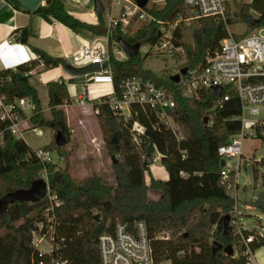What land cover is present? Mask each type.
Masks as SVG:
<instances>
[{
  "label": "trees",
  "instance_id": "1",
  "mask_svg": "<svg viewBox=\"0 0 264 264\" xmlns=\"http://www.w3.org/2000/svg\"><path fill=\"white\" fill-rule=\"evenodd\" d=\"M162 2V7L153 5L149 9L158 19L174 21L178 16L191 17L185 0ZM35 12L52 16L76 33L86 31L93 36H102L107 32L104 12L97 14V24H91L71 14L64 0H46V4L39 6ZM238 23L247 26L245 33L264 27V0H252L250 3L235 1L234 11L229 4L226 21L207 17L193 19L188 25L182 24L176 32L175 42L184 49L183 66L201 69L207 56L219 49L220 42L228 36V27ZM12 36L17 42L28 43L27 28L16 30ZM119 38L130 43L153 44L159 39L155 23H148L132 35L120 26L113 29L108 45L114 92L120 94L122 81L132 76L152 80L164 87L175 100L177 112L170 110V113L184 138L178 140L161 122L155 109L135 105L132 107L133 117L125 120L112 110L108 95L94 99L92 102L98 109L97 119L108 151L112 155H121V160L114 164L118 185L107 184L97 174L77 182L72 179L68 167L55 172L52 163L47 164L51 191L64 201L55 208V247L52 253L40 255L32 243L30 225L46 221L43 208L46 198L37 202L16 201L0 212V264H56L55 260L66 261V264H98L100 234L113 232L117 223L132 225L138 220H144L148 225L156 264H243L242 257L227 255L223 249L212 250L214 241L224 246H233L236 242L231 227L227 234L224 233V217L230 214L234 200L227 189L228 181L221 175L218 154V148L237 134L241 127L237 119L240 103L236 90L226 87L221 98L209 90H201L195 97H186L181 84L171 80L172 74L165 71L156 74L145 67L148 52L118 59L113 49L120 48ZM38 52L36 59L15 69L0 71V97L5 105L19 98H29L33 104L30 113L33 128L51 126L56 132L61 130L69 141L71 130L66 113L60 108L72 101L65 80L47 83L53 116L52 120H47L29 73L40 64L50 69L65 66L68 62ZM171 56L178 59L180 55ZM18 74H21L20 78ZM21 116L26 117L24 113ZM134 120L146 128L140 135L139 143L134 141L131 132ZM9 125V121H0L3 140L0 144V198L18 188H28L42 177L45 168L36 158L34 149L23 138L12 134ZM115 135L118 145L112 146ZM43 148L56 150L63 160H68L66 146L57 147L55 140ZM157 151L162 154L161 164L169 178L162 180L152 176L148 185L145 177L150 167L144 165L143 157L148 153L154 156ZM260 163L264 164V159ZM149 189L160 191V199H150L147 194ZM250 203L264 210L263 198ZM97 213L102 215L101 222L95 219ZM161 233L171 235L162 239L158 237ZM263 245L264 238L254 243L255 248Z\"/></svg>",
  "mask_w": 264,
  "mask_h": 264
},
{
  "label": "built area",
  "instance_id": "2",
  "mask_svg": "<svg viewBox=\"0 0 264 264\" xmlns=\"http://www.w3.org/2000/svg\"><path fill=\"white\" fill-rule=\"evenodd\" d=\"M102 1V0H101ZM162 1V0H161ZM234 0H185V5L191 11V17L178 16L174 21H163L155 17L149 9L156 0H149L146 7L141 8L138 0H105L104 12L111 8L113 14L108 22L109 32L113 28L120 26L124 32L134 21L155 23L159 34V39L150 45V50L157 55L179 54L184 57L185 52L181 46L176 45V32L182 28V24H189L191 20L198 18H215L226 21L229 12V4ZM246 3L252 0H238ZM153 2V3H152ZM115 7H118L117 16L114 14ZM228 36L220 42V47L213 54H209L206 63L201 69H189L185 74L181 73L180 82L183 94L186 97H195L201 90H209L212 87H232L236 90L240 113L237 119L241 127L237 134L230 137L226 144L218 148V154L224 159L225 165L222 167L221 175L228 181V191H233L237 186L230 181L232 170L239 171L244 156L242 152L243 141L247 138L264 140V27H256L248 33L238 37L228 28ZM109 36L95 37L84 44V47L73 54L70 63L77 67H82L91 63L108 62L110 59ZM149 50V51H150ZM114 55L121 60L127 58L128 54L120 47L113 49ZM185 67L183 63L175 68L172 75L180 73ZM31 73V72H29ZM110 77L112 83L111 69L109 65L103 67L102 72ZM28 74V73H27ZM26 74V75H27ZM81 99L86 98L85 85H81ZM109 96V103L112 110L125 118L133 117L132 107L139 106L143 109H155L161 122L170 129L178 140L184 138L170 110L175 109V100L172 94L162 86L143 77H128L121 83V92L116 94L113 90L105 94ZM103 96V95H102ZM100 97V96H99ZM97 97V98H99ZM225 99L228 96L225 95ZM33 104L29 98L16 99L14 103L3 104L0 111V121H9V130L14 135H22L28 127L30 113ZM98 113V109H96ZM21 113L26 115L25 118ZM27 125V126H26ZM145 126L134 120L131 132L135 142L139 143L140 135L144 134ZM36 134L40 135L38 128H33ZM0 134V144H2ZM36 158L41 161L45 168L42 177L47 181L46 201L43 204L46 221L36 222L37 229L32 230V243L39 250L40 255L52 253L55 244L53 242L55 231V208L64 203L63 199L51 191L46 165L53 163L52 151L45 148L34 149ZM154 161L161 159L162 154L155 153ZM237 158V167L233 168L231 160ZM181 175H185L181 172ZM234 204L230 212L231 230L235 236L233 254L243 258V264H259L256 257L257 248L255 242H260L264 238L260 233H253L246 223L241 221L242 211L239 208V199L235 193ZM249 231V232H248ZM158 237L169 238L167 233H161ZM47 243L48 251H42L39 244ZM99 263L98 264H156L151 237L148 225L144 220H138L132 225L128 223H117L113 232H104L98 238ZM56 264H66V261L55 260ZM41 264H44L41 262Z\"/></svg>",
  "mask_w": 264,
  "mask_h": 264
},
{
  "label": "rangeland",
  "instance_id": "3",
  "mask_svg": "<svg viewBox=\"0 0 264 264\" xmlns=\"http://www.w3.org/2000/svg\"><path fill=\"white\" fill-rule=\"evenodd\" d=\"M102 1L105 5V0ZM235 1L238 0L229 3L231 11H234ZM241 2L246 3L244 1ZM154 5L162 7L163 2L161 0H156ZM91 6L92 5L85 7L84 10H90ZM151 6L153 7V4ZM117 12L118 7H115L114 14L119 18ZM112 14L113 11L111 8L109 9V14L108 12H104V21L107 27V32L105 35L99 37L110 35V39L113 35V30L112 32H109L107 26ZM254 16L256 17L257 15L254 14ZM147 24L148 23L146 22L134 21L126 32L127 34L132 35L139 28ZM228 28L229 31L238 36L244 34L247 30V26L243 23L234 24ZM83 33L88 37H92L89 32L84 31ZM149 50V44H143L140 48L141 53H149L145 59V67L156 74H161L163 71L173 74L175 68L183 63L184 57L182 56H179V58L176 59V57L171 55H157ZM86 82H93V77H87ZM91 86V89H99V87L94 84ZM98 92L101 93L100 90H98ZM82 94V90L80 89L79 96H82ZM88 95V91H86V98L81 99L79 97L76 103L84 101L85 105L90 103L93 104L91 100H89ZM72 102L73 101L65 105L68 106L72 104ZM65 105L60 108L65 111L66 116L68 115L70 117V124L67 121L71 130L69 143L66 146L68 160H63L56 150L52 151L53 163L51 165H53L54 171L56 172L68 167L72 179L77 182L97 174L102 176L107 184L117 186L118 183L114 164L116 161L121 160V155L119 153L114 155L109 153L97 119L96 109H85L84 107L78 106L72 109L69 108L67 114L68 109ZM43 115L47 120H52L53 118L51 109L50 112L43 111ZM24 129L22 135L18 134L17 137L23 138L33 149L43 148L55 140L56 129L51 126L38 127L41 131V134L38 135L33 130V124L29 120L28 127H25ZM242 152L244 156L242 158L241 168L239 171L232 170L230 176L232 182H235L236 180L237 186L233 191L229 192L232 196L236 193L239 199V208L242 211V215L240 216L241 221L249 225L253 233H260L264 237V210L253 206L250 203L251 201L256 202L261 198L264 199V164L260 163V161L264 159V142L260 139L247 138L243 141ZM143 158L145 159V156ZM236 162V157L231 160L233 168L237 167ZM154 165L156 166L152 165L153 168L150 167V172L146 173L145 178L147 184L150 183L151 177H154L153 173H158L159 171L158 167L160 166V162L156 161ZM120 196H122V193ZM167 235L171 234L167 233ZM39 248L42 251H48L49 246L47 243H42L39 244ZM256 257L259 264H264V245L257 247ZM163 264H169V262H164Z\"/></svg>",
  "mask_w": 264,
  "mask_h": 264
},
{
  "label": "crops",
  "instance_id": "4",
  "mask_svg": "<svg viewBox=\"0 0 264 264\" xmlns=\"http://www.w3.org/2000/svg\"><path fill=\"white\" fill-rule=\"evenodd\" d=\"M64 2L68 11L74 16L91 24L98 23L97 13L94 12V0H64ZM42 3L41 5H45L46 0H42ZM89 5H92L91 9L84 10ZM23 28L28 29L29 39L27 44L17 42L12 36L16 30ZM95 37L97 36L92 35V37H88L83 32L76 33L50 15L22 9L14 5L11 0H0V71L8 68L15 69L22 63L36 59L39 56L38 51L44 52L53 58H63L70 63L73 54L81 50L84 44ZM30 72V82L38 90L43 105L42 111L44 112H50L47 89V83L49 81L65 80L73 101L72 104L65 105L68 109L67 114L69 108L72 109L78 106L84 107L85 109L95 108L94 104L90 103L85 105L84 101L76 103L79 99L81 85L87 87L88 97L91 102L97 97L108 94L113 90L110 77L104 73H93L95 76L93 77V82H86L88 75H71L62 65L46 69L43 64H40ZM93 84L99 87L98 90L101 91L99 96H91V85ZM105 84H110V92L105 93L108 90V87H104ZM2 107L3 102L0 97V111ZM67 121L68 123L70 122L68 115ZM156 161L160 162V166L158 167V173H153L154 177L167 180L169 175L165 167L161 164V159L155 160L154 163ZM153 166L156 165L153 164ZM147 194L152 200H158L161 197V192L153 189H149Z\"/></svg>",
  "mask_w": 264,
  "mask_h": 264
},
{
  "label": "water",
  "instance_id": "5",
  "mask_svg": "<svg viewBox=\"0 0 264 264\" xmlns=\"http://www.w3.org/2000/svg\"><path fill=\"white\" fill-rule=\"evenodd\" d=\"M14 5L17 7H20L22 9L28 10V11H36L37 8L43 4L42 0H11ZM149 0H138V5L141 8L146 7L147 3ZM105 8L101 0H94V12L95 13H102L104 12ZM256 26H258V21H256ZM118 43L120 47L128 54V56H136L140 53V48L142 46V42H136V43H130L126 41L123 38L118 39ZM109 65L108 62L103 63V65H100L99 63H91L82 67H77L72 65L71 63H68L67 65L64 66L65 70L70 73L71 75L74 76H84V75H89L93 73H100L102 72L103 67H107ZM188 68L183 67L181 69L180 73H176L171 76V80L179 83L180 82V76L181 73L185 74L187 72ZM18 78L21 77V74H18ZM210 92L214 94L216 97H220L222 95V87H212L210 89ZM175 113L177 110H173ZM208 122V119L205 118V123ZM55 142L57 144V147H64L67 146L69 141L68 139L64 136L61 130H58L55 135ZM112 146H117L118 145V138L115 135L111 141ZM154 164V158L152 154L148 153L145 156L144 159V165L147 167H151ZM221 167H224L225 161L224 159H221L220 161ZM47 195V181L41 177L31 183V185L28 188H18L16 190L10 191L3 195L0 198V212L5 211L7 206L10 203L20 201V202H37L42 199H44ZM95 219L97 222L102 221V215L100 213H97L95 215ZM231 223V216L230 214L225 215L224 217V233L227 234L230 230V225ZM31 230H36L37 225L36 223H32L30 225ZM219 249H223L224 252L227 255H232L233 254V246L231 244H228L224 246L222 243L218 241L213 242V247L212 250L213 252H216Z\"/></svg>",
  "mask_w": 264,
  "mask_h": 264
},
{
  "label": "bare ground",
  "instance_id": "6",
  "mask_svg": "<svg viewBox=\"0 0 264 264\" xmlns=\"http://www.w3.org/2000/svg\"><path fill=\"white\" fill-rule=\"evenodd\" d=\"M88 77H95V76H94V74H90V75H88ZM94 85H95V84H94ZM104 87H108V90L105 91V93L111 91V90H110V89H111V88H110V84H105ZM97 89H98V88H97ZM97 89H95V88H94V89H91V96H92V97H96V96H99V95L101 94L100 92H98Z\"/></svg>",
  "mask_w": 264,
  "mask_h": 264
}]
</instances>
